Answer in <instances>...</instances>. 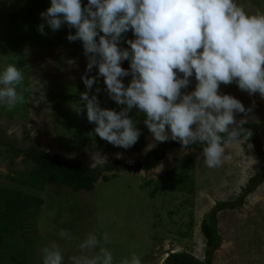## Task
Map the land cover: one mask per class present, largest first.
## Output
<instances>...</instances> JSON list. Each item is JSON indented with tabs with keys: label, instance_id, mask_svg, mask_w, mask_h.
Listing matches in <instances>:
<instances>
[{
	"label": "rangeland",
	"instance_id": "1",
	"mask_svg": "<svg viewBox=\"0 0 264 264\" xmlns=\"http://www.w3.org/2000/svg\"><path fill=\"white\" fill-rule=\"evenodd\" d=\"M237 2L249 5L247 10L250 13L264 12V0ZM48 4L50 0L40 7L38 5L36 12L45 11ZM15 9L14 0H0L1 42H5V30L9 29V12ZM61 32L62 27L57 31L49 28L46 35L41 34L44 39L50 37L54 44L44 48L20 47L7 41V47L11 45L10 49H13L10 52L0 43V71L10 61L21 71H26L22 85L17 87L25 103L18 104L12 111L0 105V142L20 149L38 144L51 156L76 159L91 169L102 165L114 166L116 162L130 166L137 164L160 143L155 142L151 133L146 131L143 123L145 116L135 108L129 115L136 120L140 132L145 133L142 139L144 145L137 151L114 147L93 131V135L87 137V143L83 140L88 134L84 127L91 123L87 121L86 112L77 115L74 106L80 103V93L85 91L81 76H96L97 69L93 67L92 72L86 73L87 58L82 42L76 47L61 46ZM133 38L131 31L124 36V39ZM124 39L120 46L127 48ZM121 67L128 69V61L122 62ZM130 79V76L123 78L125 86ZM191 79L189 88L182 91L195 88L196 81L194 77ZM96 88L100 89L99 93L95 92ZM219 92L234 96L249 109L246 117L236 113L237 121L246 118V124H261L254 133L253 142L245 137L226 145L222 164L217 168L205 165L202 152L174 149L168 151L164 160L148 173L105 172L102 176L114 178L106 183L99 180L91 192L72 193L67 188L50 185L40 195L44 203L32 225H28V217L21 220L22 224L25 221L27 224L21 231L16 228V236L10 238L14 258L20 259L23 264H28V258L30 264H42L40 249L57 243L65 264H70L73 255H94L101 247L112 251L114 264L130 260L133 254L140 257L142 264H164L169 255L179 253L203 261L205 241L200 231L202 220L219 203H238L248 182L261 173V166L264 165V98L259 93L250 96L240 91L235 83L221 84ZM92 94L97 95L102 108L120 111L122 106L107 95L103 77L97 78V83L89 92L90 96ZM68 122L84 126L80 137L70 128L68 130V126L66 129ZM91 125L94 129L95 125ZM150 144H155V147L149 148ZM249 145L252 147L249 148ZM7 150V147L0 146V184L10 186L7 177H16L17 173L30 166L20 157L9 169ZM188 159L193 161L188 170V178L194 185L192 195L181 194L173 184L172 190L167 180L168 173L174 168H181ZM162 178L163 181H160ZM241 204L235 210H224L216 215L221 245L214 251L211 264H264V181L245 196ZM61 230L68 231L72 239L61 238ZM89 233H95L100 244L93 252L85 253L79 244ZM105 234L107 240L104 239Z\"/></svg>",
	"mask_w": 264,
	"mask_h": 264
},
{
	"label": "clouds",
	"instance_id": "2",
	"mask_svg": "<svg viewBox=\"0 0 264 264\" xmlns=\"http://www.w3.org/2000/svg\"><path fill=\"white\" fill-rule=\"evenodd\" d=\"M248 7L237 0H50L39 14L44 23L37 31L46 35L45 24L52 31L63 25L75 29L66 38L82 42L85 71L95 67L97 74L81 76L85 91L74 109L77 115L86 112L95 135L114 147L134 146L141 135L129 115L135 108L144 114L155 142L175 141L182 149L203 145L205 165L217 168L226 145L252 136L243 127L247 119L236 120V113L246 117L249 109L234 96L221 94L220 85L235 83L240 91L264 98V12L250 13ZM129 31L134 38L124 39ZM122 39L127 48L120 46ZM124 61L128 69L121 67ZM98 77H103L109 98L122 106L120 111L102 108L97 95H89ZM193 77L195 88L182 91ZM23 80L15 63L0 71V105L9 111L25 103L17 92ZM59 236L72 239L66 230ZM99 244L96 234L89 233L79 248L91 253ZM40 254L42 264H65L57 243L42 247ZM70 264H114V256L101 247L94 255L71 256ZM121 264L142 262L133 254Z\"/></svg>",
	"mask_w": 264,
	"mask_h": 264
},
{
	"label": "trees",
	"instance_id": "3",
	"mask_svg": "<svg viewBox=\"0 0 264 264\" xmlns=\"http://www.w3.org/2000/svg\"><path fill=\"white\" fill-rule=\"evenodd\" d=\"M15 10L9 12V29L5 30V42L0 43L7 47L6 42H14L20 47H47L54 45L51 42V38L40 36L37 31V26L44 23L40 18L39 13L36 12L38 8L46 3V0H14ZM87 0H82V4H86ZM39 5V7H38ZM50 6V4H48ZM47 6V8H48ZM48 26L45 24V33L48 31ZM66 25L62 26V32L59 35L61 46H73L76 47L81 41L77 40L70 42L67 40L69 33L74 34L75 29L67 30ZM39 33V34H38ZM36 39V40H35ZM55 41L57 42L56 38ZM12 48L11 45L7 47ZM6 48V49H7ZM18 48V47H17ZM3 49V48H2ZM16 49V48H15ZM13 52V49H10ZM9 63H13L10 61ZM26 71H22L25 73ZM69 121V120H68ZM66 129L68 126L73 133H77L79 137L82 135L80 131L87 129V133L93 131V126L89 124L87 128L81 126L78 122H68L65 124ZM84 127V129H83ZM243 127L252 131V136L248 138L246 135L242 136L239 140L245 137L250 141H254V133L259 130L261 124H244ZM77 130V132H76ZM147 132H149L146 129ZM145 133H141L138 142L131 147V150L137 151L143 147L142 139ZM88 134L83 138L85 143L89 141ZM255 145H257L255 143ZM0 146L7 147L9 152V169L13 167L14 160L22 158L23 161L30 166L24 172L17 173L16 177H7L10 181V186L0 184V264H23L16 256L12 255L9 242L11 237H15L14 231L17 228L18 231L23 230L24 224L21 220H27L28 225H32V221L39 215L40 209L43 206V201L40 199V195L50 185H56L58 187L67 188L72 193L91 192L94 189L95 184L102 180L105 183L112 180L114 176L105 177L102 176L105 172L122 171L121 168H115L114 166L102 165L93 169L87 168L76 159H69L63 156H51L45 151L41 150L38 144H32L27 149L15 148L11 144H5L0 142ZM258 147V146H257ZM203 145H193L187 149H182L181 145L175 141H167L157 145V147L147 153L143 158L139 160L142 165L143 172H150L157 167V165L164 160L168 151L174 149H182L187 151L202 152ZM259 156L262 159V154ZM193 161L188 159L181 168H174L167 176V180L170 182V188L174 190L172 184L175 186L181 194L186 193L192 195L194 191V185L188 178V170L190 164ZM163 181V178L160 179ZM264 181V165L261 166V173L252 178L246 186L242 196L239 198V202L233 203H219L211 210L208 216H206L200 225V231L205 241V253L203 254V261H199L186 253L171 254L164 261V264H211L214 251H216L221 245V238L218 235L217 218L216 215L224 210H235L241 207V201L245 196L252 193L262 182ZM172 182V183H171ZM149 184V183H148ZM177 184L179 187H177ZM149 186V185H146ZM20 192H17V191ZM27 224V223H26ZM30 258H28V264H30Z\"/></svg>",
	"mask_w": 264,
	"mask_h": 264
},
{
	"label": "water",
	"instance_id": "4",
	"mask_svg": "<svg viewBox=\"0 0 264 264\" xmlns=\"http://www.w3.org/2000/svg\"><path fill=\"white\" fill-rule=\"evenodd\" d=\"M114 167L116 168H121L123 171L125 172H132V173H139L141 170H142V165L138 162L137 164L135 165H127L125 163H122V162H116L114 164Z\"/></svg>",
	"mask_w": 264,
	"mask_h": 264
}]
</instances>
